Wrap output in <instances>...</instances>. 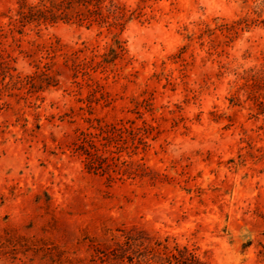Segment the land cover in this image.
Wrapping results in <instances>:
<instances>
[{
    "label": "rangeland",
    "instance_id": "rangeland-1",
    "mask_svg": "<svg viewBox=\"0 0 264 264\" xmlns=\"http://www.w3.org/2000/svg\"><path fill=\"white\" fill-rule=\"evenodd\" d=\"M18 1L0 264H264V0H117L114 26L13 35Z\"/></svg>",
    "mask_w": 264,
    "mask_h": 264
},
{
    "label": "trees",
    "instance_id": "trees-1",
    "mask_svg": "<svg viewBox=\"0 0 264 264\" xmlns=\"http://www.w3.org/2000/svg\"><path fill=\"white\" fill-rule=\"evenodd\" d=\"M103 9H106L107 15H101ZM125 11L117 0H36L35 3L19 0L18 8L9 16L8 26L13 35L16 32L23 34L30 26L40 34L44 27L60 21L90 25L101 22L100 24L111 27L123 19ZM111 17H114V22L109 23ZM3 30L5 29L1 26V31ZM112 129L113 132L121 130L117 126ZM98 154L95 158L100 160L102 156Z\"/></svg>",
    "mask_w": 264,
    "mask_h": 264
}]
</instances>
